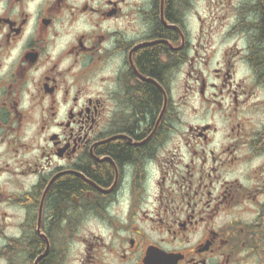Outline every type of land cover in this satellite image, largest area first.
Masks as SVG:
<instances>
[{
	"label": "flooded vegetation",
	"instance_id": "flooded-vegetation-1",
	"mask_svg": "<svg viewBox=\"0 0 264 264\" xmlns=\"http://www.w3.org/2000/svg\"><path fill=\"white\" fill-rule=\"evenodd\" d=\"M263 9L0 0V264H264Z\"/></svg>",
	"mask_w": 264,
	"mask_h": 264
},
{
	"label": "trees",
	"instance_id": "trees-1",
	"mask_svg": "<svg viewBox=\"0 0 264 264\" xmlns=\"http://www.w3.org/2000/svg\"><path fill=\"white\" fill-rule=\"evenodd\" d=\"M263 15H264V9ZM159 48L153 47L144 49L139 55V64L144 72L151 77L158 79L162 73L163 65L159 60ZM156 72V73H155ZM142 93V108L147 111H156L160 104V95L158 91L150 84L145 83L141 87ZM109 151L115 155L116 159H130L133 154V149L125 147L121 143H112L108 146ZM84 184L76 178L63 180L56 188L57 199L65 201L70 198L72 193L78 191Z\"/></svg>",
	"mask_w": 264,
	"mask_h": 264
},
{
	"label": "rangeland",
	"instance_id": "rangeland-1",
	"mask_svg": "<svg viewBox=\"0 0 264 264\" xmlns=\"http://www.w3.org/2000/svg\"><path fill=\"white\" fill-rule=\"evenodd\" d=\"M211 1H212V4H214V1H215V0H211ZM201 5H202V4L197 5V7H198L199 10L201 11L202 15H204V12H203L202 9L200 8ZM213 13H214V12H213ZM213 13L208 12L207 14H205L206 17H207V20H206V22H207V25H206V31H207V33L210 32V30H211V28H212L211 26L213 25V20H212V18H214V14H213ZM213 30H214V27L212 28V31H213ZM194 32L197 33V29H195V27L190 28V34L192 35ZM191 37H192V36H191ZM211 38H212V40L208 41L207 48L213 47V49H217L218 45H216V44H217V40H216V38H215V35H212ZM213 54H214V56H216V57L218 56V54L216 53V50L213 51Z\"/></svg>",
	"mask_w": 264,
	"mask_h": 264
},
{
	"label": "bare ground",
	"instance_id": "bare-ground-1",
	"mask_svg": "<svg viewBox=\"0 0 264 264\" xmlns=\"http://www.w3.org/2000/svg\"><path fill=\"white\" fill-rule=\"evenodd\" d=\"M156 73V72H155Z\"/></svg>",
	"mask_w": 264,
	"mask_h": 264
}]
</instances>
